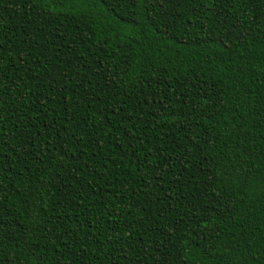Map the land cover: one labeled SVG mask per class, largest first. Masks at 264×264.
<instances>
[{"label": "trees", "instance_id": "16d2710c", "mask_svg": "<svg viewBox=\"0 0 264 264\" xmlns=\"http://www.w3.org/2000/svg\"><path fill=\"white\" fill-rule=\"evenodd\" d=\"M0 264H264V0H0Z\"/></svg>", "mask_w": 264, "mask_h": 264}]
</instances>
